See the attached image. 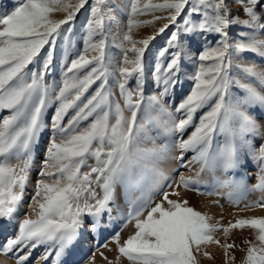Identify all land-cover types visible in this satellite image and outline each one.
<instances>
[{
	"label": "snow or ice",
	"instance_id": "1",
	"mask_svg": "<svg viewBox=\"0 0 264 264\" xmlns=\"http://www.w3.org/2000/svg\"><path fill=\"white\" fill-rule=\"evenodd\" d=\"M88 4L89 0H16L11 10L0 11V111L9 112L0 118V221L6 224L16 219L23 206L33 146L44 127L42 117L48 107L55 106L53 135L41 179L36 182L31 213L19 220L17 235L0 245V254L11 253L16 264H26L33 250L45 246V260L53 248L57 258L61 257L81 238L83 229L90 233L104 229L117 185H124L142 194L131 201L134 207L128 223L134 222V231L123 242L119 233L113 236L115 260L100 253L107 264H121L125 259L130 264H201V257L211 258L206 250L210 244L224 249L227 264L235 260L229 250L237 246L221 244L215 234L222 231L227 238L232 230L244 228L253 230V239L244 241L240 264H264V217L237 219L227 226L210 223V216L189 206L176 190H193L202 172L227 174L244 167L251 158L259 165L252 189L264 191V124L258 122L264 120V70L241 66L253 78L251 83L242 84L230 75L240 55L264 58V0H129L126 30L117 45L121 60L115 68L107 53V24L114 19L111 13L115 9L106 0H93L84 48L70 63L65 60L59 83L46 84L57 38L69 39L70 22ZM58 12L65 13L63 19L55 18ZM157 12L166 15H155ZM142 15L152 18L137 19ZM161 20L166 22L153 35L133 37V29L154 26ZM241 26V32L232 35L231 29ZM172 27L176 30L170 32L167 47L158 53L167 60L154 72L161 90L142 108L141 80L150 42ZM208 35L212 43L201 45L199 63L190 76L193 87L174 109L181 114L177 118L162 99L180 82L184 56ZM35 65L39 67H30ZM134 75L135 90L128 87ZM110 78L117 79L123 104L113 98ZM233 85L243 96L231 95ZM204 108L208 111L194 123L196 113ZM250 110H258L259 117L250 115ZM162 117L167 119L162 121ZM161 123L166 134L179 135L172 143L157 146L149 136V125ZM189 127L193 130L184 139ZM145 140L153 146L143 147ZM174 149L179 150L176 159L182 167H187L185 154L193 153L189 163L200 164L195 177L180 175L172 181L159 167ZM12 159L18 164L11 163ZM90 159L93 164L88 163ZM84 168L88 170L82 171ZM220 183L231 187L235 181ZM173 184V191L165 190ZM255 206L264 207V202H255ZM24 249H28L27 255L20 254ZM94 262L93 256L90 264Z\"/></svg>",
	"mask_w": 264,
	"mask_h": 264
},
{
	"label": "rangeland",
	"instance_id": "2",
	"mask_svg": "<svg viewBox=\"0 0 264 264\" xmlns=\"http://www.w3.org/2000/svg\"><path fill=\"white\" fill-rule=\"evenodd\" d=\"M16 0H0V11L11 10L15 5ZM75 3L76 0H71ZM93 0H89V4L85 8L81 9L76 15L74 21L70 22L71 31L66 33L69 37L68 40L57 38L55 51H54V62L51 66V70L45 76L46 84H53V82L59 83L62 77V72L66 69L64 68L65 60L70 63V60L75 57L77 51H82L84 48V36L86 35L87 21L90 18V7ZM154 2H162V0H154ZM107 6L114 8L115 11L111 13L114 19L107 24L108 27V49L107 53L112 59V67L115 68L116 64L121 60V53L117 47L119 43V37L126 30L127 22V12L129 0H106ZM155 15H166V13L157 12ZM65 13L58 12L55 13L56 19H63ZM151 15H142L137 17L140 20L151 19ZM166 21H157L154 26H145L141 28L133 29L132 35L135 39L146 38L147 36L153 35L156 30L162 26ZM182 24V21H180ZM63 27H69L65 25ZM176 28L172 27L167 30L164 34H159L156 39L150 42L149 50L145 57V71L142 73V91H143V107H146L150 101L149 97L158 95L161 90L154 78L155 68L158 64L166 62L167 56L165 58H160L158 53L163 48L167 47V39L171 31H175ZM241 27H233L231 29L232 35H237L241 32ZM207 40V43H204ZM212 43L211 35L204 37L198 44L193 46V50L184 56L182 62V70L179 76L180 82L171 89L169 93L163 97L162 103L166 105L169 111H172L173 115L177 118L180 117V113H175L174 109L183 101V99L189 94L191 88L193 87V81L190 76L195 72L198 65V52L202 51L201 45L203 47H208ZM47 47V46H46ZM89 55H94V53H89ZM131 56V53L129 54ZM255 66L257 71L264 70V58L258 54H242L237 57L234 61V67L230 71V75L235 79L239 80L240 83H251L253 78L247 77L242 71L241 66ZM38 68L39 65L30 66ZM117 73V77H118ZM95 87V86H93ZM108 87L111 88L113 93V98L123 104V99L120 96L119 88L117 87V79L110 78ZM128 87L135 90L136 89V77L135 75L129 79ZM91 91V90H90ZM230 93L233 97L243 96V91L236 85L230 88ZM135 99V97H134ZM55 106L48 107L43 114L44 127L41 130L38 142L33 146L32 157L33 163L29 171V181L25 190L23 206L19 213L16 215V219L10 224H6L0 221V245L7 242L8 239L14 238L18 232V222L22 220L25 214L31 213V206L33 205L32 197L34 195L36 182L41 179L39 173L43 170V163L46 156V149L50 144L52 138V128H51V117L54 114ZM208 111L204 108L196 113L194 123L199 122V116L204 112ZM7 110L0 111V118L4 115H8ZM126 115L130 113L126 112ZM250 115L254 117H259L258 110H250ZM138 113V117H139ZM167 117H162V121L166 120ZM141 121L138 118V123ZM258 122L264 124V120H259ZM193 129L189 127L186 129L183 138L187 139L188 135L191 134ZM264 131V128L261 129ZM179 134L171 136L165 133L163 128V123L160 126L149 125V136L155 141L157 146H163L164 144H170L174 139L178 137ZM222 139V137H218ZM143 147H152V142L150 140H145L142 144ZM179 156V150H172L167 158L163 159L159 163V167L165 171V173L172 177V181L178 180L180 175L184 176H196V173L200 169L199 163H189L192 160L193 153L188 152L184 156L183 164L187 167L181 166V161L176 159ZM11 163L14 165L18 164V161L12 159ZM89 164H93V160L88 161ZM259 165L249 158L248 162L244 167H240L230 171L225 174L220 170L211 171L206 170L204 173L200 174V183L195 186L193 191L197 194L189 195L184 193L186 189L180 188L176 189L181 192V199H186L189 202V206L200 211L202 214H207L211 217L210 223L220 222L221 225L227 226L228 223L235 222L237 219H241L242 215H249V217H264V207L255 206V202H264V192L257 194L251 193L252 185L257 182ZM87 168L82 169V171H87ZM224 179H232L235 184L231 187H225L220 181ZM169 181V183H172ZM236 185H240L237 187ZM95 187V185H94ZM173 188H165L166 191H173ZM99 191V189H97ZM231 193V195H229ZM140 190H128L124 185H117L116 189V199L110 205L112 212L109 216L105 218V225L102 231L93 232L92 235H82L81 238L75 243V245L70 249L66 250L65 253L69 254V259L65 264H89L88 262L92 260L93 256L101 250L116 247L113 242V236L116 233L120 234L121 242L127 238L133 231V223H128L129 213L133 211L132 200L137 199L141 196ZM120 195V198L118 199ZM190 197V198H189ZM176 199V197H171ZM201 198V199H200ZM209 198V199H208ZM118 199V200H117ZM207 199V200H203ZM212 199V200H211ZM121 200V201H120ZM122 202V203H121ZM120 203V204H119ZM246 205H253L251 207H246ZM210 207H213L211 209ZM247 217V218H249ZM91 219V217H89ZM216 238L220 240L221 244L232 243L237 247L229 250V255L234 256V261H228L227 264H240L243 259L245 252L241 251L242 248H246L244 241L246 239H253V230L250 228L244 229H234L231 231L230 235L225 238L222 231L215 234ZM96 239L95 243L85 247V243L93 241ZM107 245V247H105ZM79 255L73 258L74 253L78 251ZM206 250L211 254V258L201 257V264H226V256L224 254V249L216 244H210L206 247ZM51 252L45 260L43 257L45 255V246H40L39 248L33 250L31 255L28 257L26 264H51V255L53 256L57 249H49ZM116 252V251H114ZM28 249H24L21 255H27ZM65 253L59 257L60 261L64 260ZM117 255V253H114ZM9 261L16 264V258L9 253L7 256L4 255ZM11 259V260H10ZM66 260V259H65ZM115 260V259H112ZM96 264H107L103 260L95 261ZM59 264V263H58ZM61 264V262H60ZM121 264H130L126 259L121 261Z\"/></svg>",
	"mask_w": 264,
	"mask_h": 264
},
{
	"label": "bare ground",
	"instance_id": "3",
	"mask_svg": "<svg viewBox=\"0 0 264 264\" xmlns=\"http://www.w3.org/2000/svg\"><path fill=\"white\" fill-rule=\"evenodd\" d=\"M204 173V172H203ZM250 192L251 193H257V194H260V193H263L264 191H260V190H253V189H251L250 190ZM184 193H188L189 195H193V194H197V192L196 191H193V190H186ZM120 198V195H119V197H118V199ZM190 198V197H189ZM117 199V200H118ZM201 199V198H200ZM209 199V198H208ZM203 200H207V199H203ZM212 200V199H211ZM121 201V200H120ZM122 203V202H121ZM120 204V203H119ZM211 209H213V207H210ZM247 217H249V215H242V217H241V219L242 218H247ZM93 234V232L92 233H90L87 229H83L82 230V235H92ZM94 239V238H93ZM96 239H94L93 241H90V242H87V243H85V247L86 248H88V246H90L91 244H93V243H95V245H96ZM115 251V248L114 247H112V248H107V249H105V250H101V251H98L95 255H94V257H95V261H97V260H103L104 262H106L107 263V261H105L104 259H102L101 258V256H100V253L101 252H103L104 253V255L105 256H107L108 257V259L109 260H112V259H115V257L117 256L116 254H114V253H116V252H114ZM79 252H80V250L77 252V253H74V256H73V258H75V257H77V255H79ZM66 259V260H65ZM69 259V254H67V252L65 253V255H64V260L63 261H60L59 260V258H57V256H56V253L52 256L51 255V264H60V262H61V264H65V262L67 261ZM11 260V259H10ZM90 262H91V260L88 262L89 264H90ZM0 264H14L13 262H11V261H9L3 254H0ZM94 264H96L95 262H94Z\"/></svg>",
	"mask_w": 264,
	"mask_h": 264
}]
</instances>
